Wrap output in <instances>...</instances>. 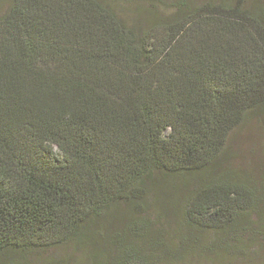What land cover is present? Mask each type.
Wrapping results in <instances>:
<instances>
[{"label": "trees", "instance_id": "obj_1", "mask_svg": "<svg viewBox=\"0 0 264 264\" xmlns=\"http://www.w3.org/2000/svg\"><path fill=\"white\" fill-rule=\"evenodd\" d=\"M6 6L0 264L94 243L122 208L141 215L164 202L166 178L207 177L234 132L264 129V0H176L148 11L144 28L104 0ZM263 204L264 176L225 172L186 196L183 216L227 239L251 231ZM140 219L105 264H147Z\"/></svg>", "mask_w": 264, "mask_h": 264}, {"label": "rangeland", "instance_id": "obj_2", "mask_svg": "<svg viewBox=\"0 0 264 264\" xmlns=\"http://www.w3.org/2000/svg\"><path fill=\"white\" fill-rule=\"evenodd\" d=\"M104 1L123 17L144 28L148 11L163 12L176 0ZM188 1L191 6L200 7L207 2L218 3L220 0ZM7 2L8 0H0V13L6 9ZM225 172H236L261 180L264 176L263 128L250 126L234 132L227 142L220 165L207 177L163 180L164 202L151 205L148 213L141 215L130 214L122 208L113 222L95 228L94 243L91 240L65 243L55 248L17 256L11 260V264H105L115 240H123V243L131 241V217L149 220L147 234L150 239L144 248L143 257L147 264H264V204L261 206L263 210L260 207L257 214L253 215L251 231L247 230L227 239L219 231L190 227L184 219L186 196L201 181H211Z\"/></svg>", "mask_w": 264, "mask_h": 264}]
</instances>
